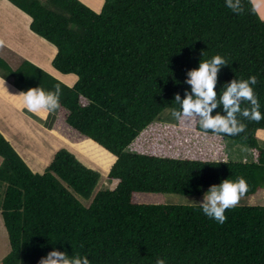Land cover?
<instances>
[{
	"label": "trees",
	"instance_id": "1",
	"mask_svg": "<svg viewBox=\"0 0 264 264\" xmlns=\"http://www.w3.org/2000/svg\"><path fill=\"white\" fill-rule=\"evenodd\" d=\"M7 1L31 19V32L56 48L52 67L77 80L68 87L29 61L12 68L2 57L0 77L21 92L59 84L55 112L64 124L51 134L61 136L65 125L78 139L71 144L90 150L106 170L115 160L108 179L117 184L92 197L99 173L65 149L43 173H34L0 133V217L10 247L0 264H38L53 250L86 255L90 264H156L158 258L165 264H264V207L227 209L221 225L199 206L137 200L139 193L200 195L240 176L248 182L247 193L255 194L264 186V149L257 141L264 119L237 114L247 125L244 132L206 134L257 150L255 163L126 151L153 123L177 120L175 94L183 100L191 92L187 72L215 55L227 64L217 73L211 115L226 116L219 103L226 86L253 75L264 115V20L252 1L242 0L245 11L239 15L225 0H103L98 13L79 0ZM195 119L194 131L205 134L200 117Z\"/></svg>",
	"mask_w": 264,
	"mask_h": 264
},
{
	"label": "rangeland",
	"instance_id": "2",
	"mask_svg": "<svg viewBox=\"0 0 264 264\" xmlns=\"http://www.w3.org/2000/svg\"><path fill=\"white\" fill-rule=\"evenodd\" d=\"M88 8L98 13L103 5V0H79ZM253 6L255 7L258 15L261 19L264 20V0H251ZM12 10H10L11 12ZM8 9L1 7L0 8V19H11L7 13ZM29 25V24H27ZM18 29V27H17ZM30 29L25 27L23 30V34L20 36L21 41L24 40L25 48L28 50V46L33 45L36 48H32L34 52L32 53L31 49L27 51L28 55L34 57L38 63L43 65V68L32 63L25 56V51L21 50L20 55L12 52L11 47L7 49H3L0 47V56L4 58L7 64L16 68L23 60L29 61L34 66H37L44 72L48 73L53 78L57 79L61 83L68 86L66 80L69 78H64V75H61L57 72L51 65L52 60H49V55L52 54V50H56V48L48 43L51 48H48V45L45 44L44 48L42 43L34 44V42H38L39 36L31 37ZM44 40V39H43ZM22 44V43H21ZM12 46V45H11ZM15 49V46H13ZM42 49V50H39ZM56 52V51H55ZM45 68V69H44ZM70 78H73V84L76 82L77 77L75 75H69ZM7 82L5 79L0 77V85L4 87L6 85L2 84ZM6 84V83H5ZM7 86L4 87L7 92H5L6 97L9 101L14 103L17 107L14 109L10 105L5 104L4 100H0V131L7 133L8 137L11 140H15L17 142V146H22L23 148H29L30 150H26L31 156L34 157L36 163L32 160L29 161L25 159L32 167L35 169V173H43L49 163L51 162L53 156L56 152L61 149H65L72 153L83 165L87 168H90L99 173V181L97 186L95 187L92 197L98 192L106 189H114L117 182H111L108 179V173L111 166H103V164L96 161L89 152L90 150H85L80 145L73 146L71 143L73 141L78 140L74 136V132L67 130L66 126L63 125V119L59 122L63 123V128L61 131V136L51 134L52 132H47L39 128L38 126H34V128L29 131L24 129V126L18 128L17 136H14L10 133V127L14 124L15 127L19 126L21 117L23 116L22 111V98L14 96L19 95L20 90L17 89L11 81L7 82ZM4 85V86H2ZM71 85V84H70ZM69 87V86H68ZM2 89L0 88V91ZM21 106V108H20ZM4 112H2L1 108ZM6 109V110H5ZM61 114L66 115V112L61 109ZM60 118V117H59ZM58 118V119H59ZM172 119V118H171ZM190 120L192 118H189ZM171 121V120H170ZM196 119L192 120V122L187 121H171L164 120L160 123H153L149 127H147L134 141L133 143L126 148L128 153L132 154H141V155H149L156 156L162 158H173V159H188V160H200V161H219V162H238V163H255L258 160V151L252 150L245 145L237 144L230 140H222L216 136L206 135L204 133H198L194 131ZM20 124V123H19ZM21 125V124H20ZM58 125V126H59ZM65 126V127H64ZM9 127V128H8ZM29 128V127H28ZM67 130V131H64ZM63 133V134H62ZM71 134V135H70ZM29 137V139H28ZM18 141H17V140ZM23 139V140H21ZM66 140V141H65ZM65 141V142H64ZM257 141L259 147L264 149V131H260L257 133ZM75 147V149L69 147ZM77 142V141H76ZM13 148V147H12ZM14 149V148H13ZM248 149V151H245ZM15 150V149H14ZM79 150V151H78ZM16 151V150H15ZM105 150L101 148V152ZM17 154L23 158L24 155L21 156V150L16 151ZM106 152V151H105ZM105 155V154H104ZM103 155V156H104ZM106 156V155H105ZM112 156V155H111ZM111 158V157H110ZM114 158V157H113ZM22 159V158H21ZM108 157L106 156V160ZM24 161V159H22ZM115 161V160H114ZM25 162V161H24ZM1 163V158H0ZM27 165V164H26ZM28 166V165H27ZM30 169V168H29ZM31 170V169H30ZM32 171V170H31ZM33 172V171H32ZM3 185L0 183V202H1V194H2ZM208 189L202 191L200 195H174V194H146L139 193L140 195L137 197V200L141 204H151V205H178V206H199L200 203L203 202L204 195L207 193ZM88 201H83L86 205ZM237 206H261L264 207V186L257 191L255 194L249 195L246 193L244 197L241 198L239 204ZM10 251L7 234L3 227L2 219L0 217V260L5 257Z\"/></svg>",
	"mask_w": 264,
	"mask_h": 264
},
{
	"label": "clouds",
	"instance_id": "3",
	"mask_svg": "<svg viewBox=\"0 0 264 264\" xmlns=\"http://www.w3.org/2000/svg\"><path fill=\"white\" fill-rule=\"evenodd\" d=\"M225 6L238 15L243 14L245 11L242 0H225ZM2 46L3 41H0V47ZM225 64H227V61L222 56L215 55L209 60H202L198 68L187 72L188 79L185 83L191 86V92L186 91L183 100H181L178 93L174 97L180 109H173L172 115L178 121L192 122L196 116H199L198 124L205 131V134L208 130H211L216 135L236 136L244 132L247 127L245 123L238 119L237 114L256 122L264 119L253 89V86L258 83L255 75L246 80H232L226 86V90L223 91L219 101L223 105L226 116L219 113L214 117L211 115L213 109L217 107V92L215 91L217 73L220 67ZM14 96L22 98L23 107L28 112L33 114H39L42 110L54 112L60 107L61 88L59 84L54 86V90L49 91H45L42 87L30 88L26 92H20L19 95ZM241 101L248 102L250 107L242 109ZM245 151H248V149H245ZM248 190V182L243 176L235 180L224 179L219 185H212L208 189L199 207L208 218L214 219L222 225L227 220L225 211L235 208ZM38 264H90V261L86 255L69 257L65 252L53 250L45 257H41ZM156 264H165V260L158 258Z\"/></svg>",
	"mask_w": 264,
	"mask_h": 264
},
{
	"label": "crops",
	"instance_id": "4",
	"mask_svg": "<svg viewBox=\"0 0 264 264\" xmlns=\"http://www.w3.org/2000/svg\"><path fill=\"white\" fill-rule=\"evenodd\" d=\"M1 7L8 9L9 12L7 13V15H9L11 17V19H0V41H3L2 47H3V49H7V48L11 47L12 52L19 54L21 50L26 49L25 48L26 47L25 42H24V40L21 41L20 36L23 34V30L25 27L29 28L31 19L26 14H24L23 12L18 10L16 7H14L12 4H10L7 0H0V8ZM10 10H12V11L10 12ZM27 24H29V25H27ZM17 27H18V29H17ZM29 33H30L31 37L37 36L36 34H34L31 31ZM39 42L42 43L41 45H43V48H44L45 44L48 45V42H46L42 38H39L38 42H34V40H32V43H34V44H38ZM13 46H15V49ZM4 47H7V48H4ZM28 47H29L28 50L31 49L32 53L34 52V50L32 48H34V49L36 48V46L31 45V43ZM48 48H51V46L48 45ZM28 50L26 49V51H25L26 58L29 59L32 63L43 68V65L38 63L36 61V59H34V57H32V53H31V56H29L30 54L28 55V53H27ZM39 50H42V49L39 48ZM7 51H9V49H7ZM55 51L52 50V54L49 55L50 61L52 60L53 56L56 55ZM20 54H19V56H21L23 58V56ZM63 77L69 78L68 80H66L69 87H72L74 85L73 84V81H74L73 78H70L69 76H65V75ZM5 83H2V84L7 86L8 85L7 82H5ZM4 85H2V86H4ZM6 86H4V87H6ZM4 87H1V85H0V88L2 89L0 91V100H4L6 102L5 104L10 105V106L12 105L11 107L16 109L17 106L14 103H12L11 101H9L10 99L9 100L7 99L6 94H5V92H7V90ZM19 105H22V108H21V106H20V108L23 111V116L21 117L20 122H19L21 125L18 123L19 126L15 127V125L13 124L12 127H10V128L8 127L10 129L9 131L13 135V137L17 136L18 131H19L18 128H20L22 126H24V129H26V127H27L28 131L31 128L33 129L34 126H38L42 130L47 131V132H51V131L57 129V127L59 125L58 111L57 112H55V111L54 112H48L46 110H42L39 114H33L31 112H28L27 109L23 107V103L19 104ZM1 110H2V112H4V107H3V109L1 108ZM64 131H67V130H64ZM0 133L4 136V138L10 143V145L16 151L21 150V156L22 155L25 156V158H23V156L21 158L24 159V161L28 165V167L35 173V169H32L31 165L25 160V159H27L29 161L32 160L34 163H36V160L34 159V157L31 156L26 151V150H30V149L29 148H23L21 145L17 146V142L15 140H11L8 137L7 133H4L2 131H0ZM28 139H29V137H28ZM21 140H23V139H21Z\"/></svg>",
	"mask_w": 264,
	"mask_h": 264
}]
</instances>
